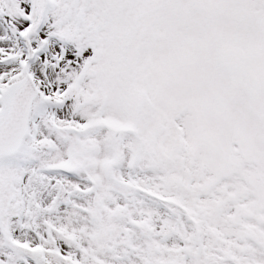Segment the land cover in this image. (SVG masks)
<instances>
[{
  "label": "snow or ice",
  "instance_id": "obj_1",
  "mask_svg": "<svg viewBox=\"0 0 264 264\" xmlns=\"http://www.w3.org/2000/svg\"><path fill=\"white\" fill-rule=\"evenodd\" d=\"M0 264H264V0H0Z\"/></svg>",
  "mask_w": 264,
  "mask_h": 264
}]
</instances>
